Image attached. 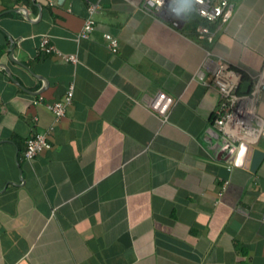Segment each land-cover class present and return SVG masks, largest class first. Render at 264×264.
<instances>
[{"label": "crops", "instance_id": "0c3cea01", "mask_svg": "<svg viewBox=\"0 0 264 264\" xmlns=\"http://www.w3.org/2000/svg\"><path fill=\"white\" fill-rule=\"evenodd\" d=\"M228 1L225 22L176 25L146 0H0V264H264V134L224 141L211 85L219 58L241 93L264 71V0ZM257 114L264 129V87ZM40 133L51 147L27 161Z\"/></svg>", "mask_w": 264, "mask_h": 264}, {"label": "built area", "instance_id": "2783aa9c", "mask_svg": "<svg viewBox=\"0 0 264 264\" xmlns=\"http://www.w3.org/2000/svg\"><path fill=\"white\" fill-rule=\"evenodd\" d=\"M46 1L51 6L55 5V0ZM146 4L157 13L173 21L176 25L181 21L169 12L168 0H164L163 5H157L156 0H146ZM96 9L97 6L95 5L89 6V16L80 33L81 38H89L95 30L93 14ZM196 9L197 15L208 22H225L233 15L228 0H196ZM104 36L109 43L111 51L116 53L119 47L118 39L109 33H106ZM40 50L46 53L56 52V48L50 43L48 36L42 37L39 46ZM211 55V52H207L208 60H210ZM65 59L74 63L78 62L76 55L66 56ZM211 72V85L219 93V107L216 111L215 124L222 132L224 141H238L253 145L264 134L263 122L257 114V106L264 87V71L253 76L251 89L247 93H241L239 91L244 77L243 72L234 68L228 61L219 58L214 62V67ZM199 78L203 80L201 75ZM72 97L73 87H70L64 99L48 105L49 110L55 117V121H60L66 115V110L72 101ZM43 101L44 98L41 96L35 98L33 103L38 104ZM170 104L171 100L163 93H159L153 101L151 108L159 114L164 115ZM47 134H35L26 140L24 159L32 161L44 150L51 147Z\"/></svg>", "mask_w": 264, "mask_h": 264}, {"label": "clouds", "instance_id": "9594fccd", "mask_svg": "<svg viewBox=\"0 0 264 264\" xmlns=\"http://www.w3.org/2000/svg\"><path fill=\"white\" fill-rule=\"evenodd\" d=\"M164 0H156L157 5H163ZM169 12L178 20L189 19L196 11V0H168ZM244 146L241 145L240 151L237 155L236 164L240 165L243 160Z\"/></svg>", "mask_w": 264, "mask_h": 264}, {"label": "water", "instance_id": "95a60500", "mask_svg": "<svg viewBox=\"0 0 264 264\" xmlns=\"http://www.w3.org/2000/svg\"><path fill=\"white\" fill-rule=\"evenodd\" d=\"M263 157H264V153L262 151L258 149H254V159H253L251 171H256Z\"/></svg>", "mask_w": 264, "mask_h": 264}]
</instances>
